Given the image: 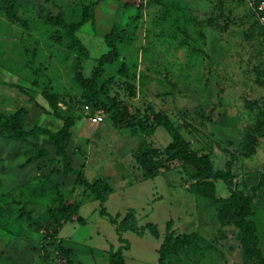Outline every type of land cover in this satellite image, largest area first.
I'll use <instances>...</instances> for the list:
<instances>
[{
	"label": "rangeland",
	"instance_id": "374dc122",
	"mask_svg": "<svg viewBox=\"0 0 264 264\" xmlns=\"http://www.w3.org/2000/svg\"><path fill=\"white\" fill-rule=\"evenodd\" d=\"M11 2L27 25L12 22L0 7V111L22 107L27 128L37 124L55 131L63 120L53 114L44 90L56 93L58 110L74 119L66 147L72 165L88 180L105 178L112 185L103 204L123 226L118 230L100 215L99 200L76 182V174L63 173L48 135L16 140L0 131V264H109L110 250L126 244L125 264H157L168 231L194 234L169 264H246L238 228L217 198L231 189L251 193L264 174V134L254 154L246 156L243 145L261 111L264 116V83L256 72L264 68V23L256 3L224 0L225 21L217 0H0V5ZM82 3H94L76 32L89 50L82 59L85 76L110 48L105 34L113 25L120 34L117 57L103 65L98 78V98H115L136 117L170 112L215 169L230 165L229 181L204 183L192 165L167 160L161 150L171 136L163 125L143 136L115 125L110 112L89 100L74 76L78 50L63 29L44 20L48 10L62 9L66 20L78 21ZM96 113L103 116L99 122L92 119ZM144 160L150 169L158 165L155 175H145ZM60 196L66 204L78 203L72 220L58 210ZM253 200L264 251V184Z\"/></svg>",
	"mask_w": 264,
	"mask_h": 264
},
{
	"label": "trees",
	"instance_id": "16d2710c",
	"mask_svg": "<svg viewBox=\"0 0 264 264\" xmlns=\"http://www.w3.org/2000/svg\"><path fill=\"white\" fill-rule=\"evenodd\" d=\"M93 4L94 3H91L90 5L86 3L81 4L82 16L78 21L66 20L65 13L62 9L57 11L48 10L44 15V20L47 23L61 28L66 32L70 44L78 50V54L74 59V76L79 84L89 91V100L95 104H99L98 106H101L110 112L115 125L126 127L135 133L141 132L143 136L149 132L150 128L156 125H163L171 136L169 143L161 150V153L165 154L167 160H177L182 166L192 165L195 169V176L204 183L208 182L210 179H223L224 181H229L233 175L230 165H228L226 169H215L212 159L207 152L199 153L193 149L190 141L182 135L178 126L175 124V120L172 119V114L170 112L155 111L151 118L136 117L129 113L127 105L117 99L112 98L109 99V101H106L98 98V90L96 87L98 78L103 72V65L106 63H112L117 57L116 41L120 40V34L117 33V26L115 25H113L111 30L105 34V40L110 48L96 59V65L93 68L91 75L85 76L82 71V59L89 57V50L76 35V32L80 26L88 20L89 7L93 6ZM0 7L5 11L12 22H19L24 26L27 25L26 19L16 15L12 2L6 5H0ZM217 9L219 16L224 20L227 19L224 0H217ZM256 72L259 77H262L261 83H264V68H257ZM20 88L24 91L21 86ZM44 93L54 108L53 114L63 120V124L59 129L53 131L37 124L27 128V122L20 113L23 108L20 107L16 112L11 114H4L0 111V127L3 128L0 129V131L2 132L5 130L11 138L16 140H23L27 136L35 133L48 135V138L52 141L55 147L56 154L63 161V173L67 174L72 172L77 175L76 182L84 185L85 188L91 191L94 198L99 200L101 204L99 210L100 215L106 216L111 223L117 224L119 230V228L123 226V223L118 221V215L110 214L103 204V201L113 190L112 185L105 178H98L90 181L84 175L82 170L77 169L72 165V157L67 153L66 147L72 135L71 126L73 125L74 119L68 115H64L58 110L56 105L58 95L56 93L48 90H44ZM30 100H33L32 96H30ZM263 126L264 116L263 111H261L254 127H252L243 137L244 154L246 156H250L256 152L260 136L264 134ZM153 151L156 153L160 152L157 148H153ZM142 164L145 166L144 173L146 176H153L156 174L158 170L157 164H153L151 169L150 165H146L145 160ZM263 184L264 174L260 176L257 184H253L250 187L251 193H245L243 190L231 189L230 194L227 197L217 198V200L223 204V208L231 214L233 222L238 228L237 238L241 244L245 258L247 259L246 264H264V251L260 245L258 226L253 219L255 214L253 199L260 186ZM78 207V203H64L63 197L60 196V204L57 208H59L58 210H60V212L66 214L68 220L73 219V215L77 212ZM77 219L83 220V217L78 215ZM136 229L140 231V229ZM153 231L157 234L156 229H153ZM193 235V233L181 234L173 231L166 232L158 248L159 255L157 264H169V258L171 256L181 252L184 247L191 245V236ZM119 239L120 241L124 240L120 234ZM199 239L202 240V237H199ZM127 246V244L125 246L120 245L116 250L111 249L108 254L109 264H125L123 249L125 247L127 248Z\"/></svg>",
	"mask_w": 264,
	"mask_h": 264
},
{
	"label": "built area",
	"instance_id": "2783aa9c",
	"mask_svg": "<svg viewBox=\"0 0 264 264\" xmlns=\"http://www.w3.org/2000/svg\"><path fill=\"white\" fill-rule=\"evenodd\" d=\"M253 2L256 3L255 7L257 9L259 18L261 19V21L264 23V0H253ZM88 106V105H87ZM92 119L94 121H101L103 119V116L100 113H96L92 116Z\"/></svg>",
	"mask_w": 264,
	"mask_h": 264
}]
</instances>
